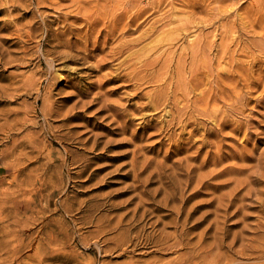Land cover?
Masks as SVG:
<instances>
[{
	"label": "rangeland",
	"instance_id": "obj_1",
	"mask_svg": "<svg viewBox=\"0 0 264 264\" xmlns=\"http://www.w3.org/2000/svg\"><path fill=\"white\" fill-rule=\"evenodd\" d=\"M129 1L46 0L41 2L38 8L35 5V8L32 5L25 6L23 9L15 10L12 13V16L21 13L18 19L20 23L23 20L26 23L29 22V25L26 24L23 27V29L26 28L24 31L29 32L32 30L27 38L24 37L25 41H21L20 44H15L18 35L12 33V31H16L17 26L12 25L8 28L12 34L10 36L9 30L2 28L4 19H7L8 16L7 11L0 12L1 45L3 43L1 49L7 52V49L11 48L12 57L18 58L17 60L14 59L15 61L11 60L9 63L7 61L0 62V202L1 199H4L7 203V198H9L8 207L18 208L19 212L18 214L14 210L12 217L16 213L24 220L27 218L28 224L33 223L27 225L25 232H21L19 237L24 242L25 247L23 250L25 252L22 251L23 253L15 261H8L5 264H157V262H160L159 264H171L172 260L174 262L177 257H180V255L183 257L182 254L187 253L186 247L183 248L184 244L176 248L171 247L166 242L158 243L157 241L148 243V246H142L141 243H138L145 241L142 233L141 237L135 238L138 232L137 229L141 228L146 222L138 223L133 216L127 215V210L135 204V202L129 203L130 195L138 191H127L125 187L134 182L132 175L125 176L126 171L131 167L130 164L123 166V163L132 159L131 153L128 156H121L120 153V156L115 159L98 158L89 169L90 171L84 172L82 170L87 158L95 153L90 146L96 132V135L100 132L104 134L103 138L106 139L124 137L132 139L130 137H133L132 133H135L138 139L135 141L144 146V152L157 157L158 160L169 157V163L177 160L178 157L195 154L198 149L200 158H208L207 163L202 168L203 172L216 167L232 166L233 168L242 166V171L230 170L225 176H233L237 180L247 179L251 172L249 169L260 170V168H263L264 170V159L258 158L260 154L264 153V99H256L264 83V65L260 74L255 73L257 79L260 78L258 81L262 83V86L261 88L258 85L255 86L251 98L246 100H249V103L245 107L244 114H239V112L232 114V111H229V108L223 106L222 102L219 101V105L224 108L222 110L230 113V120L226 122L227 125L222 130L223 132L210 136L204 134L205 137L198 133L191 140L193 145L187 144L185 151L175 153L173 149L178 145L176 144L178 140L176 142L174 139H167V135L163 137V132L158 131L156 128L143 129L145 122L148 121L147 119H153L157 123H162L163 119H171L170 116L165 115V111H162V109L150 110L145 108L147 109L145 110L141 107L145 105L146 100H149L148 93H152L160 87L156 88L153 83L139 87L134 80H125L128 77L123 72L133 70L132 66L125 62L129 57L128 53L123 54L119 59L108 57L111 56L110 51L119 39L127 40L139 37L148 28L153 29L152 41L149 44L152 49L150 53L138 56L143 59L142 61L138 58L134 59L137 66L135 69H142L147 59L158 60L167 52H172L177 57L187 41H184L182 46L173 45V42L176 41L178 34L184 30L185 14L189 12L190 15L197 16V19L205 20V23L208 24L205 31L215 28L216 35L214 38L221 43H226L225 49L228 53L225 55L222 50H219L217 54L219 56L223 55L224 62L221 66L226 65L225 61L229 62L232 58L234 63L243 62L249 69L255 68L256 70L258 63L264 61V51L259 44H264V0H136L133 3L136 6L130 4L134 7L130 12L146 7H150V10L139 14V28L135 32H125L115 40L109 39L103 44L105 49L97 50L94 55L80 61H66V58L51 60L52 55L45 54L44 50L46 48L51 50L63 49L62 47H52L54 42H57L56 40H52L50 44L48 43L51 39L49 33L52 31H58L68 21H76L83 28L84 33L87 32L88 34L91 31L89 15L99 16L100 19L95 25L96 28L108 30L113 25L116 27L120 23L114 24V22L109 21L111 11L125 8ZM83 3H85L84 7L82 6ZM59 5H61V11ZM34 11L37 13L35 16ZM24 12L25 14L22 15ZM31 13L34 19L31 18ZM63 15L67 17L64 24L62 21ZM171 16H173L172 20ZM30 19L33 20L32 23H30ZM209 22H212V24ZM34 24L37 26H33ZM122 25L120 24V26ZM194 33L199 34L201 30L198 29ZM240 34H242L241 39H239ZM31 35L33 39L29 40ZM104 39L105 36H101V41ZM143 45L144 43L138 44L137 49H142ZM101 57H105L107 60L104 59L103 61ZM173 61L175 62V60ZM155 66L160 67L161 65L156 62ZM121 70H123V74H121L125 77L114 78ZM171 70L173 69L167 66L165 74L169 75ZM108 73H110L109 76ZM40 76L43 79L42 85L40 87L34 86V83L40 82ZM247 76L241 78L240 82L236 79L230 81L232 84L239 85L237 92H241L245 84L256 81L253 75ZM14 78L19 81L18 84L21 83L20 81H26L29 84L28 89L7 90V83L14 80ZM7 91L9 92L8 95ZM183 94L180 90V100H184L185 97L189 99L192 96V94ZM187 99L181 105L186 104ZM116 101L123 104L125 108L120 104L117 105L118 102L114 105ZM104 104H109L108 108L104 107ZM48 105L52 109L50 114L45 115V107ZM99 105L102 107L100 108ZM115 106L116 108L112 110L111 107ZM116 109L119 110V113ZM75 113H79V115H75ZM116 116H118V121L114 120ZM16 118L22 119L18 124L19 127L17 126V129L14 130L10 129V127L17 124ZM204 119H207L208 125L212 124V121L207 117H204ZM124 120H127L128 132L123 133L120 127L122 124L120 123ZM22 123L26 126H23ZM208 125L201 124L200 129L203 133H205ZM7 128L10 130L7 131ZM42 128L43 130H41ZM169 128L170 131H173L176 126L173 125ZM32 133H34V139L31 145L29 143L13 145L14 138H24L27 134L31 135ZM177 134H180L183 138L190 135L188 129L181 131L179 128L174 131L173 136ZM140 136H142V140H140ZM162 137L164 138L163 143L159 141ZM205 138L208 142L205 141L204 143ZM130 146L134 147L132 144L124 145L109 151V154L122 152L129 149ZM32 149H34L33 153H25V151ZM95 151L97 152V150ZM49 154L52 155L54 160L48 158ZM241 154H247L250 157ZM219 160H223L222 163H218ZM13 163H23L24 168L15 169L12 167ZM100 166V170L96 171L98 178L92 179V171ZM141 176L144 177V175ZM157 184L154 183L151 186L156 187ZM236 184V181L232 180L231 183H224L218 188H203V192L190 201L189 205L197 199L203 201V207L199 206L197 211L199 215L202 214V211H209L206 219L198 228L192 231L193 240H196L199 234L203 233L207 224L214 218L213 213L216 205L211 202L215 194L229 190ZM253 188L263 189L264 182L253 184ZM88 200H90V203H99L101 208L89 209L85 206V202ZM258 200L256 193L245 199V203L248 204L245 207V211L248 212L245 219L253 228H248L243 232L249 243L253 242L251 245L256 248H258L261 241V239H257V235L262 231L254 227L259 220L262 221L260 224H264V214L260 212V206H257ZM28 204L29 207L26 212L22 207ZM237 205L238 202L232 210H237ZM262 210H264V205ZM165 212H168V210L162 208L160 211V213ZM31 215L32 218H30ZM156 217L147 220L148 223L145 224L146 233L147 231L158 233L156 229L163 226V223L157 222ZM167 219L169 218L167 217ZM221 219L224 218L221 217ZM242 221L236 216L228 220L227 224L233 230L239 232L243 226ZM134 223L138 225L137 228H132ZM261 229L263 230L264 227ZM123 230H126V232L118 233ZM173 230V226L166 228V231ZM212 232H214V229ZM31 233H36L38 237L29 245L27 235ZM210 235L211 232H208L204 236V240L200 244L201 247H206L213 241ZM232 235L233 232L230 237ZM54 237L55 239H53ZM125 238L127 239L125 240ZM173 241V239L170 240V242ZM41 247H48L49 249L51 247V250L54 248L55 252L60 254V257L58 259L49 257L44 263H39V257L36 256L35 252L39 251ZM242 247L239 239L231 248H223L227 254L232 256L231 262L227 264H258L264 261V257H258L257 253L249 250V248L246 252H252V254H238L237 251H240ZM31 254L35 255L32 256ZM211 257H214V255ZM198 259H200L199 256ZM196 264H198L197 261ZM201 264H206V262Z\"/></svg>",
	"mask_w": 264,
	"mask_h": 264
},
{
	"label": "bare ground",
	"instance_id": "obj_2",
	"mask_svg": "<svg viewBox=\"0 0 264 264\" xmlns=\"http://www.w3.org/2000/svg\"><path fill=\"white\" fill-rule=\"evenodd\" d=\"M28 1L26 0H0V12L5 10L7 11L6 13L8 14L7 19H4L2 28L8 29L12 25L14 27L17 26L16 31H12V33L14 32L15 34L18 35V40L16 41L15 44H20V42L24 40L25 36L27 38L30 35L29 33L32 30H30L29 32L24 31V29L26 28L23 29V27L29 22L26 23V21L23 20L21 24L18 21L19 17L21 16V13H17L14 16H12L13 15L12 13L15 10L23 9L25 6L32 5L34 7L35 5V7L38 8V5L41 2H45L46 0H34V1L28 0ZM135 1L136 0H130L129 4L125 8H119V10L113 9L111 11V18H109V21L114 22V24L116 23L123 24L122 26H120L119 24L116 27H114L113 25V27H111L108 30H102V29L96 28L95 26L98 20L100 19L99 16L89 15L88 19H89V24L91 26V31L88 34L87 32L84 33L83 28L79 26L76 23V21L74 22L68 21L66 24H64L65 23L64 21H66L67 17L63 15L62 17L64 18L63 20L61 19L64 24L62 25L63 27L62 28L60 27L61 29L59 28L58 31L54 30L55 32L52 31L51 33H49V35H51V39H49V42H48L50 44L52 40L53 41L56 40L57 42H54L52 47H62L63 49L59 50L57 48L56 50H51L49 48H46L44 50L45 54L52 55L51 60L66 58V61H80L82 59H86L94 55L95 51L97 50L105 49L103 47V44L107 42L109 39L115 40L119 38L125 32H135V30L139 28V25H138L139 14L143 12H148L150 10V7H146L143 9L136 10L137 12L136 11L130 12V10L131 9L133 10L134 8L130 4H133ZM84 5L85 3L82 4L83 7ZM58 7L61 11V5H59ZM28 8L26 9L28 10ZM33 10H36V9H33ZM24 14L25 12L22 15ZM35 14L37 13H35L34 11V16ZM185 15H186L185 17L186 23L184 26V30L178 34V36L176 37V41L173 42V45L182 46L184 41H187V43L186 45L182 46V51L179 53L177 57L172 52H167L163 54L158 60L153 61L151 58L147 59L146 62H144V66L142 69L140 70L135 69V67L137 66L134 62V59L138 58L142 61L143 59H141V57H138V56H140V54L150 53L152 49L151 45H149L150 42L152 41V34H153L152 28H148L139 37L130 38L127 40L119 39L118 43L110 51L111 56H108L109 58H112V59H119L121 58L123 54L128 53L129 57L126 59L125 62H127L128 65H131L133 68V70L129 72H123V70L119 71L114 76V78H123L126 75L128 78H125V80L126 79L134 80L136 85L138 84L139 87H141L144 84H148V83L155 84L156 88L160 87L154 90L152 93L147 92L149 96V100H146L145 105L141 107H143L144 109L147 108L150 110L151 109L152 110L162 109V111H165V115L170 116L171 119H168V120L163 119L162 123L154 122L153 119H147L148 121L145 122V125L143 123L144 125L143 129L146 130L149 128L150 129L156 128L158 131L163 132V137L167 135L168 136L167 139H170V140L174 139L176 140V142L178 140V143H176L178 145H176V147L173 149L175 153H181L183 152L184 149H187L186 145L192 144L191 140L193 139L194 136H197L198 133L202 135L205 134V135L210 136V135L223 132L222 130H224L225 125H227L226 122L230 120V113H226V110H222L224 108L219 105V101L222 102L223 106L228 107L229 111H232V114L235 112H239V114H244L245 107L247 103H249V100L248 101L246 100L248 98L249 99L251 98V94L252 92H254L255 90L254 88L256 85H258L259 88H261V86L263 85L256 99L257 100L264 99V83L262 84L260 81H258L260 78L258 77L257 79V77L255 76V73L260 74V71L263 70L264 61H262V63H258V67L256 70L255 68L249 69L247 66H245V63L243 62L234 63V60L232 58H230L229 62L225 61L226 65L221 66L224 62L223 61L224 58H223V55L219 56L217 54L219 50H222L225 53V55L228 53V51L225 49L226 43L225 42L221 43L217 39L214 38V36L216 35L215 28L205 31V27L208 25L205 23V20L197 19V16L190 15L189 12L186 13ZM34 16L32 15L31 18L34 19ZM77 19H79V17H77ZM172 19H173V16H171V20ZM32 21L33 20H31L30 23H32ZM209 23L212 24V22H209ZM35 25L36 24H34L33 26ZM49 28L51 27L49 26ZM49 28L47 27V29ZM198 29L201 30V33L195 34L194 31ZM33 30L36 31L35 29ZM9 34L10 36L12 35L10 33V30H9ZM101 36H105V39L103 41H101ZM241 38H242V34L239 35V39ZM31 39H33L32 35L30 36L29 40ZM258 42H261V41H258ZM140 43H144L143 48L137 49V45ZM259 44L261 46V49L264 51V44L263 43H259ZM2 45L0 41V62L7 61V63H9L11 60L18 59L16 57L14 58L12 57L13 55L10 52L11 48H8L9 51L7 49V52H6V50L1 49L3 47ZM90 45H92V47H90ZM101 58L103 59V61L104 59H106L105 57H101ZM237 59H240V58H237ZM173 60H175V62ZM122 62H124V60H122ZM156 62H158L159 65L161 66L156 67L155 66ZM99 65H102V64H99ZM167 66L173 69L171 70V73L169 75L165 74L167 72ZM122 72L125 73L124 76L122 75L123 74ZM109 74L110 73H108L107 75L109 76ZM247 75H251V76L253 75L256 81H252L251 83L245 84L242 87V91L237 92L239 85L232 84L230 83V81L233 79H236L240 82L241 78H245ZM247 77L250 78L249 76ZM40 78H41L40 82L34 83L33 84L34 86L36 85L40 87V85H42L43 79L41 76ZM18 82L19 81L15 80V78L14 80H11L9 83H7V90H10V89L19 90L23 88L28 89L29 84L26 81L24 82L20 81L21 82L20 84H18ZM180 90L182 91V93H184L183 95L192 94L191 98L189 99H187L186 97L184 98V100L187 99V103L183 105H181V103L184 100L179 99ZM8 94L9 92L7 91V95ZM116 103L117 105L120 104L119 101H116L114 105ZM121 103H124V102H121ZM109 104L107 105L104 104V107L106 106L108 108ZM120 105L123 106V104H120ZM116 106L111 107V109L113 110V108H116ZM99 107L101 108L102 106L99 105ZM45 109H46V112H44L45 115L50 114V111L52 108H50V106L48 105L47 107H45ZM125 113H126V110H125ZM75 115H79V113H75ZM204 117H207L208 119H210L212 121V124L208 125V121L207 119H204ZM15 120L17 124L15 126L10 127V129H13V130L17 129V126L22 119L16 118ZM114 120L118 121V116H116ZM124 122L120 123L122 124L121 126L118 125L122 128L121 130L123 133L128 132L127 131L128 130L127 120L126 121L124 120ZM202 123L208 125L207 128L205 129V133H203L200 129V126ZM22 125L26 126L23 123ZM173 125H175L176 128L173 129V131H170L169 127ZM177 128H179L181 131H185L188 129V132L190 135L184 138L180 134L173 136L174 131H176ZM10 129L7 128V131H9ZM41 130H43V128ZM111 131H114V130L112 129ZM96 133H95V136L93 137V143L90 146V148H92L95 153L91 157L87 158V160L85 159L86 162L83 164L82 170L84 172L89 170L91 166L93 165V163L96 162L98 158L104 157V158L115 159L117 158V156H120L119 155L120 153H121V156L122 155L128 156L131 153L132 159L130 161H127L126 163H123V166L130 164L131 167L128 168L125 176L128 177L132 175L134 182L125 187L127 191H134V192L135 190H138V191H136V193H134L133 195H130V199L128 200L129 203L135 202V204L133 205V207H131V209L127 210V215L133 216L135 221H137L138 223L139 222L148 223L147 220L151 218H155L157 216L156 217L157 222L159 221L160 223H163V226L161 225L162 226L161 228L156 229L158 233L157 232L151 233L149 231H147L146 233L145 232L146 223H144L141 228L137 229L138 232L135 229V231L137 232V235L135 236V238L138 239L139 237H141V233H142L143 238L145 239L144 242H141V241L138 242V243H141L142 246H148L149 245L148 243L157 242V241L158 243L166 242L170 244L171 247H176V248L184 244L183 248L185 249L186 247L187 253L186 254L183 253L182 254L183 257L181 255L180 257H177V260L174 262L172 260L171 264H196V261L198 264H201L202 262H206V264H227L228 262H231L230 259H232V256L230 254H227V252L224 251L223 248L225 247L231 248L232 245L235 244L237 240L240 239L243 247L242 249H240V251H237L238 254L240 255L252 254V252H246L247 249L249 248V250L255 251L258 257H264V229L263 230L261 229L262 227H264V224H260L262 223V221L259 220L258 224L254 227L262 231L261 233L257 235V239H261L258 248L251 245L253 242L249 243V241L246 239L243 233L248 228H253V226L249 222H247L245 219L248 216V212L245 211V207L248 205L247 203H245V199L249 197V195L253 193L257 194V197L259 199L258 200L259 203L257 204V206H260L259 210L260 212L264 214V210H262V206L264 205V188L263 189L253 188V184L264 182L263 168H260V170L249 169V171L251 172L248 175L247 179L237 180V179H234L233 176H229V177H225V176L230 170L242 171L243 170L242 166L240 167L235 166L233 168L232 166L216 167L214 169H209L203 172L202 168L204 164L207 163L208 158H205V157L200 158L198 149L195 151V154L186 155L185 157L184 156L178 157L177 160H174L172 161V163H169L168 162L169 157L164 158L163 160H158L157 157H153L151 155H148L146 152H144V146L139 144L138 141H135V140H138L135 133H132L133 137L129 136L132 139H126V137L120 138V139L119 138L117 139L107 138L106 139V138H103L104 134H101V132L100 134H97V135ZM33 134L34 133H32L31 135L27 134V136L25 135L26 137L24 138H21V137L14 138L13 145L17 146L23 143H29L31 145L34 139ZM66 137H69V136H66ZM140 137H141L140 140H142V136ZM163 137L159 140L161 143L164 142ZM132 140H134V142H132ZM205 141L208 142L206 138L204 139V143ZM131 144L134 145V147L130 146V148L133 147L132 150H130L129 148L127 150H123L122 152L119 151L116 153L109 154L110 153L109 151L115 148H120L124 145H131ZM95 150H97V152ZM33 152H34V149L25 151V153H33ZM27 155L29 156L30 154H27ZM241 155L245 157H250L247 154H241ZM48 158L50 160H54L51 154L48 155ZM258 158L264 159V153L260 154ZM222 161L223 160H219L218 163H222ZM22 165L23 163H13L12 167L20 170L24 168V166ZM100 168L101 166L97 167L94 171H92V174H91L92 179L98 178V175H97L98 173L96 171L100 170ZM141 175H144V177H142ZM232 180L236 181L237 184L235 186H233L229 190L220 191V193L215 194V197L213 201L211 202L213 203V205H216V208L213 213L214 218L209 224H207V227L203 231V233H200L198 238L196 240H193L194 236L192 235V231L198 228L200 224L206 219V216L209 214V211H202V214L199 215L197 211L199 209V206L203 207V201L201 199H197L194 202L192 201L193 203L189 205L190 201L193 198L199 196L203 192V188H208V187L218 188L224 183H231ZM154 183H158L156 187L151 186ZM11 198L13 197L11 196ZM8 200L9 198H7V203H8ZM90 200L85 202L86 207H89V209L100 207L99 203L97 202L90 203ZM237 202H238L237 210L236 209L232 210L233 206ZM7 203L4 199H1V202H0V264H5L8 261H15L21 255V253H23L22 251H24L23 249L25 245H24L23 240L20 239L19 237L21 235V232L23 231L25 232L27 225L29 226L30 224H33V223L28 224V219L25 218V216H24L25 220L22 219V217H19L18 208L14 209L13 206L8 207ZM16 207H18V205H16ZM28 207H29V204L24 205V207L22 208H24V211L27 212ZM162 208L165 210H168V212L160 213ZM14 210L18 214L15 213V215L12 217ZM24 211L23 213H25ZM27 215H30V214H27ZM236 216H238L240 219L243 220L242 221L243 226L241 227L239 232H237V230H233L232 227L227 224L228 220ZM167 217L169 219L166 220ZM221 217H223L224 219L222 220ZM30 218H32V215ZM97 221L99 222V220ZM233 222H237V221H233ZM137 226L138 225L134 223L132 228H137ZM168 226H173L174 230L166 231V228ZM213 229H214V232H212ZM125 232L126 230H123L118 233L121 234ZM208 232H211L210 236L213 238V241L209 243L208 246L201 247L200 244H202V241L204 240V236L208 234ZM232 232H233V235L232 237H230ZM27 237H29L28 244L31 245L32 241L36 239L38 235L36 233H31L30 235H27ZM53 239H55V237ZM126 239L127 238H125V240ZM172 239L174 241L170 242V240ZM133 243L136 245L135 242ZM48 249H49L48 247H41L39 251L35 252L36 256L39 257V263H44L46 259H49V257L55 258V259H58L60 257V254L56 253L54 248L52 250H51V247L49 250ZM213 255L214 257H211ZM198 256L200 257V259H198ZM159 263L160 262H157V264ZM258 264H264V261Z\"/></svg>",
	"mask_w": 264,
	"mask_h": 264
}]
</instances>
